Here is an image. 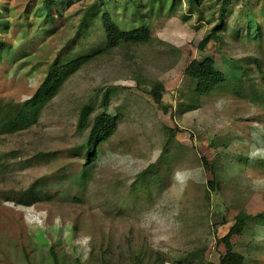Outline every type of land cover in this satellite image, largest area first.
I'll list each match as a JSON object with an SVG mask.
<instances>
[{
  "label": "rangeland",
  "instance_id": "rangeland-1",
  "mask_svg": "<svg viewBox=\"0 0 264 264\" xmlns=\"http://www.w3.org/2000/svg\"><path fill=\"white\" fill-rule=\"evenodd\" d=\"M96 1L61 0L48 31L40 0H0L12 21L0 38L15 39L10 64L0 65V98L18 102L33 96L60 54L82 58L106 45L107 9L122 30L147 26L153 33L81 67L37 126L0 141L1 151L20 150L22 159L54 156L30 168L14 161L1 190L45 185L56 174L51 192H61L31 207L0 199V264H54L52 250L61 264H218L225 252L218 240L239 213L253 219L233 239L235 249L246 264H264V0H251L261 34H248L237 2L228 9L227 43L217 49L212 42L204 51L199 43L212 25L205 16L213 13L205 4L198 22L185 1L113 0L93 15L87 7ZM26 11L21 27L16 20ZM205 56L228 78L209 95L196 93L184 74L192 59ZM249 57L262 68L249 64L252 84L242 76ZM157 81L165 84L168 112L147 92ZM106 91L118 129L103 143L81 195L68 188L85 163L71 152L87 137L78 119L85 104L99 113ZM174 127L181 131L170 139ZM202 157L214 165L209 172ZM209 180L221 185L207 196Z\"/></svg>",
  "mask_w": 264,
  "mask_h": 264
},
{
  "label": "trees",
  "instance_id": "trees-1",
  "mask_svg": "<svg viewBox=\"0 0 264 264\" xmlns=\"http://www.w3.org/2000/svg\"><path fill=\"white\" fill-rule=\"evenodd\" d=\"M42 7L46 12V17L43 23L48 27L53 22V12L57 10L58 16L59 2L61 0H40ZM179 3L185 1L186 13L196 15L198 22H204V4L205 9L211 8L213 13L210 17L205 16V23L212 24L207 28L205 35L199 43V49L204 51L210 43H215L217 49L222 48L226 42V29H227V14L228 9L237 2L242 3L244 10V18L247 21L248 34L251 35L252 31L261 34L263 25L257 19L254 12L251 0H175ZM113 0H97L93 4L87 7L88 11H94L93 15L99 14L103 6L112 5ZM3 8V9H2ZM0 10V36L10 32L11 18L6 13L7 7L2 6ZM110 9V8H109ZM107 9L103 14L105 32L107 35V43L97 52L92 53L82 58L65 57L66 54H60L56 57L48 73L41 78L38 89L31 98L26 101L18 102L14 98H0V141L6 137L14 136L23 132H27L37 126L40 119L51 104V102L60 94L67 82L72 76L79 71L81 67H84L92 62H99L105 57L118 52L120 49H127L128 47L145 43L152 38V30L144 26L142 28L125 31L120 28L112 19L110 10ZM24 19H18L16 22L21 24L25 19L29 18L27 15ZM2 15H5L2 18ZM264 18V12H262ZM21 27L23 25L21 24ZM14 41L7 42L0 38V65L10 64V53L14 49ZM5 48V49H3ZM67 48V47H66ZM65 51V50H64ZM25 56L29 53L23 51ZM11 60H9L10 62ZM254 61L260 67V59L257 57H249L246 59L245 67L242 69V76H246L250 84L253 83V76L251 72L250 63ZM21 69V68H20ZM7 76L9 70L7 69ZM260 71L262 68L260 67ZM185 76L189 79L193 90L201 95H209L216 91L219 87L226 85L228 80L216 66V61L213 56H205L200 59H192L185 68ZM150 98L153 102L161 106L165 112L169 111L170 106L166 105L164 101V95L166 93V87L163 82L157 81L153 84L150 90H147ZM109 95L106 91L103 99L102 110L95 114V109L90 105L85 104L80 111L77 128L80 132H87V137L84 142L74 146L71 149L73 154H82L85 158V163L77 174L75 179L71 182L68 188H77L79 194L86 192L88 183L91 178V173L100 155V149L104 142L111 139L117 132L119 118L109 112ZM181 131L179 127L170 129V139L176 136V133ZM54 157L53 154L40 153L37 156L30 159H22V152L20 150H12L10 152H4L0 150V184L6 181L9 172L16 169L15 164L18 162L20 168L32 167L38 159L47 160V158ZM204 168L209 172L214 165L211 164L205 157H202ZM51 182H47L45 185L42 180L36 181L29 187L24 189H9L3 191L0 189V199L5 202L14 203L18 206L31 207L40 203L50 202L61 194L59 190L51 192V187L57 184V176L53 174L49 176ZM43 184H41V183ZM208 191L207 196H210V192L216 191L220 188V183L216 180H209L207 182ZM50 187V188H49ZM78 200H82V197L73 196ZM253 217L244 213H239L233 225L230 226L227 234L218 240V244L223 245L225 252L220 256L218 264H246L245 255L236 251L233 239L240 236L246 229L249 228V223ZM54 256V264H61L59 258L52 250Z\"/></svg>",
  "mask_w": 264,
  "mask_h": 264
}]
</instances>
